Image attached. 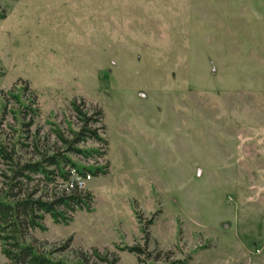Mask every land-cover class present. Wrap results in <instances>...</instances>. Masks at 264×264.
<instances>
[{
    "label": "rangeland",
    "instance_id": "rangeland-1",
    "mask_svg": "<svg viewBox=\"0 0 264 264\" xmlns=\"http://www.w3.org/2000/svg\"><path fill=\"white\" fill-rule=\"evenodd\" d=\"M0 10V134L66 153L83 127L76 103L108 141L105 155L87 136L76 146L100 153L66 154L107 167L72 171L91 210L69 224L45 216L28 242L70 264H264V0H0ZM34 98L24 126L19 109ZM31 146L22 161L41 158ZM57 183L31 187L61 193ZM146 241V253L127 248Z\"/></svg>",
    "mask_w": 264,
    "mask_h": 264
},
{
    "label": "trees",
    "instance_id": "trees-1",
    "mask_svg": "<svg viewBox=\"0 0 264 264\" xmlns=\"http://www.w3.org/2000/svg\"><path fill=\"white\" fill-rule=\"evenodd\" d=\"M4 10H0V17H4ZM26 88V87H25ZM73 110L76 116L83 122L81 131L76 133L74 143L68 144L66 153L49 155L45 154L38 143H25L21 140H6L0 134V166L5 170L0 171V250L6 258L7 264H70L63 258H55L53 251H47L37 243L27 241L28 234L37 229L45 230V216L49 215L52 220L60 224H69L72 221V215L78 210L90 211L92 208L93 195L85 191L78 185L72 177V171L79 177H85L87 173L94 176L106 174L107 167L100 169L98 167L87 166L80 167L71 157L66 154L71 152L90 158L98 150L81 149L76 146L84 141L87 136L100 143L103 151L100 154H106L108 141L99 129H90L88 120L84 119L83 111L76 103H73ZM32 117L38 115V106L36 99L32 100V105H22L19 109L18 116L24 126H31L33 119L26 122V114ZM96 114L102 116L100 110ZM22 124V125H23ZM60 135L62 141H66ZM32 147L35 152L41 156L40 159L20 158L21 147ZM108 166V165H107ZM39 178L40 181H48L49 184L58 186L60 181L61 193L54 194L44 193L45 188L31 187V183ZM57 183V184H56ZM66 185V186H65ZM148 242L144 247L133 246L127 247L131 252L146 253ZM83 264V263H79ZM152 264H156L155 262ZM164 264H181V261L165 262Z\"/></svg>",
    "mask_w": 264,
    "mask_h": 264
},
{
    "label": "built area",
    "instance_id": "built-area-1",
    "mask_svg": "<svg viewBox=\"0 0 264 264\" xmlns=\"http://www.w3.org/2000/svg\"><path fill=\"white\" fill-rule=\"evenodd\" d=\"M90 177H91V176L89 175V176H88V179H89ZM83 178H85V177H83ZM75 180H76V179H75ZM76 182L78 183L79 186H82V185H83V183L80 182V181H78V180H76Z\"/></svg>",
    "mask_w": 264,
    "mask_h": 264
}]
</instances>
